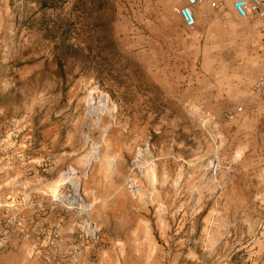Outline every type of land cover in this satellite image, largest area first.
<instances>
[{"label":"rangeland","instance_id":"rangeland-1","mask_svg":"<svg viewBox=\"0 0 264 264\" xmlns=\"http://www.w3.org/2000/svg\"><path fill=\"white\" fill-rule=\"evenodd\" d=\"M54 1L0 0V248L23 264H264L261 71L246 91L229 81L247 54L231 69L222 44L262 39L258 22L214 29L208 58L202 6L188 30L174 0ZM62 39L92 61L59 69Z\"/></svg>","mask_w":264,"mask_h":264},{"label":"crops","instance_id":"crops-1","mask_svg":"<svg viewBox=\"0 0 264 264\" xmlns=\"http://www.w3.org/2000/svg\"><path fill=\"white\" fill-rule=\"evenodd\" d=\"M203 12L206 13L207 17L206 19H204V21L207 22V49H206V54L207 57L210 58L211 54H215L219 47H217V45H215V42L220 41L219 39H216V37L214 36V29H222V30H232L235 29L239 23H240V18H238L233 10L231 9V0L227 1L226 7L223 10H220L219 8H210L208 6H203ZM222 12V14L220 15V13ZM179 18V17H178ZM243 22H251L252 20L257 21L258 22V26L260 28V30L262 31V37L264 38V29L263 27L260 25L259 21L253 18H246V19H242ZM181 25L182 22L179 19ZM198 25V23L196 24V26ZM199 25H203V23L199 24ZM183 26V25H182ZM202 27V26H201ZM250 28H245V30H239V34L240 35H236L234 36L233 34L232 36L229 37V40H227V38H223L222 44H229L234 46V48L236 47V49H234L233 53H234V57H230L231 59L229 60V64L228 66L232 68H234V63L236 61V59H240L242 57H244L247 54V62L245 63L244 66L241 67V73L235 72L234 75H229L228 77H230L229 81L234 82L236 78L238 79H242V89L244 88L245 91L247 90V88L253 84V82L255 81V78L257 77V75L259 74V72L261 71V73L264 70V53L262 54V57H260V66H255L253 68V71L255 69V71L253 73H251V69L249 67H251L254 63V61H252L251 59L254 58L253 56V52L256 48V46H261L263 45V38L259 39L258 34L256 33L254 36H250L251 33H253V30H249ZM227 32V31H225ZM223 32V33H225ZM230 34V35H231ZM253 45H255L254 47H252ZM231 52V49L229 50ZM244 55V56H243ZM207 58V59H208ZM247 68V72L243 73V69ZM250 69V70H249ZM260 73V74H261ZM233 77V79L231 78ZM237 80V79H236ZM230 85V83H229ZM249 89V88H248ZM2 199V200H1ZM10 199H14L12 198L10 195H8V193H4V195L0 196V205H6L8 204V201ZM0 264H23V261L21 258H19V256H17L15 254V251H13L12 249H7V248H0Z\"/></svg>","mask_w":264,"mask_h":264},{"label":"built area","instance_id":"built-area-1","mask_svg":"<svg viewBox=\"0 0 264 264\" xmlns=\"http://www.w3.org/2000/svg\"><path fill=\"white\" fill-rule=\"evenodd\" d=\"M176 11L182 25L185 29H193L198 20L196 10L199 7L208 6L210 8H218L223 0H174ZM231 9L234 14L240 19L253 18L259 21L264 29V0H231ZM205 12L200 13V18L206 19ZM254 94L258 97H264V70L255 81ZM241 106L236 110L240 111ZM6 244L4 235L0 236V245Z\"/></svg>","mask_w":264,"mask_h":264},{"label":"trees","instance_id":"trees-1","mask_svg":"<svg viewBox=\"0 0 264 264\" xmlns=\"http://www.w3.org/2000/svg\"><path fill=\"white\" fill-rule=\"evenodd\" d=\"M39 5L40 8H57L59 2H55L54 0H34ZM60 4L63 3L64 0H60ZM69 27V25H68ZM57 27L54 31L61 33H66L68 28L65 26L64 28ZM55 36V34H53ZM52 36V37H53ZM54 48H55V60L60 69L65 62L70 60L79 61L83 64L88 65L92 60L89 58L90 47L87 45H74L70 42H66L65 39L55 41L54 40Z\"/></svg>","mask_w":264,"mask_h":264}]
</instances>
